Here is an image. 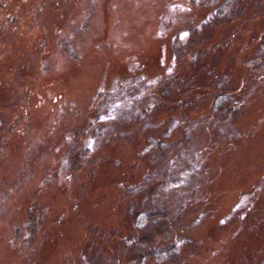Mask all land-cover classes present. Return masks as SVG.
Returning a JSON list of instances; mask_svg holds the SVG:
<instances>
[{
	"label": "rangeland",
	"instance_id": "374dc122",
	"mask_svg": "<svg viewBox=\"0 0 264 264\" xmlns=\"http://www.w3.org/2000/svg\"><path fill=\"white\" fill-rule=\"evenodd\" d=\"M225 1L0 0V264H264V0Z\"/></svg>",
	"mask_w": 264,
	"mask_h": 264
},
{
	"label": "trees",
	"instance_id": "16d2710c",
	"mask_svg": "<svg viewBox=\"0 0 264 264\" xmlns=\"http://www.w3.org/2000/svg\"><path fill=\"white\" fill-rule=\"evenodd\" d=\"M230 1L227 0L224 2L222 7L217 11L218 14H225L228 9L230 8ZM179 39V38H178ZM178 39H176V42L178 43ZM179 44V43H178ZM66 53L70 56H73V50L65 46ZM176 54L182 55V49L181 47H176ZM250 67H264V50H262L254 59V61L249 65ZM231 93L228 92V90H223L220 93H217L215 96V99L213 101V107L218 110V114H221L223 117H226L225 119H230L234 116L236 111L238 110V105L233 104L231 100ZM68 161L62 166L63 170L68 171H76L78 170L79 166L82 164L81 160L88 157L89 149L87 147L77 149L73 145H70L68 148ZM152 214L149 213H142L141 220L147 221V218L151 217ZM139 216V217H140ZM25 222L22 227H18L16 229V236H15V243L20 244L21 250H28L32 248V246L36 243L39 231L41 228V225L43 223L42 217L38 215L37 209H31L27 211ZM132 244L133 248L136 245V249H139L141 247L140 243L142 242V238L138 237L137 241L136 238H132ZM172 243H175L173 246L170 245L167 248L164 249H154L151 254H154L156 257H162L164 255L173 254L172 252L174 249L177 248V242L174 240ZM142 249V248H141ZM140 250V249H139ZM143 257V256H142ZM143 262V261H142Z\"/></svg>",
	"mask_w": 264,
	"mask_h": 264
}]
</instances>
